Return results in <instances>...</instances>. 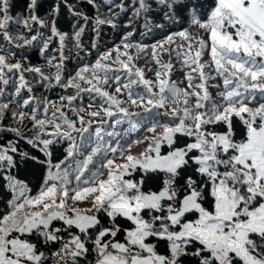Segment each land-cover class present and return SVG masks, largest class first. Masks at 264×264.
Listing matches in <instances>:
<instances>
[{
    "label": "snow or ice",
    "instance_id": "6c2138e0",
    "mask_svg": "<svg viewBox=\"0 0 264 264\" xmlns=\"http://www.w3.org/2000/svg\"><path fill=\"white\" fill-rule=\"evenodd\" d=\"M0 264H264V0H0Z\"/></svg>",
    "mask_w": 264,
    "mask_h": 264
}]
</instances>
